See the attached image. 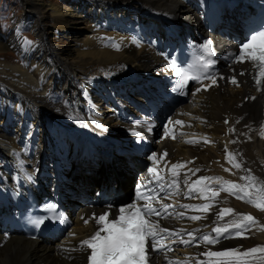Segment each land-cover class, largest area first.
<instances>
[{
  "label": "bare ground",
  "instance_id": "6f19581e",
  "mask_svg": "<svg viewBox=\"0 0 264 264\" xmlns=\"http://www.w3.org/2000/svg\"><path fill=\"white\" fill-rule=\"evenodd\" d=\"M46 1L17 0L23 17L0 40V52L12 49L21 54L23 60L27 59L25 63H31L28 68L25 64L8 68L0 63V171H4L5 163L11 160V150L20 153L23 160L32 167H40L39 162L35 164L36 157L40 148L38 161L41 160L42 152L47 154L52 150V145L48 142V137L50 141L53 139L49 132L53 128L51 119L66 110L62 101L71 103L81 117L89 116L92 118L91 122L100 124L103 131L99 134L103 135L99 140L92 136L81 137V141L63 138L66 146L65 159L69 167L59 171V175L53 172L52 177L57 179L62 174L68 181H60L67 192L64 189L58 191L67 214L73 210L67 216L70 223L66 233H62L54 241H51L53 237L48 239L43 236L31 239L16 231L8 214L0 213V216L8 218L7 223L0 220V264H84L86 250L81 244V238L94 230L91 218L99 213H105L109 217L115 214L118 199L121 194L126 196V187L136 173L137 166L141 170L137 183L145 180L144 169L148 165L145 156L124 153L120 155L122 157H114L119 155L117 150L125 151L120 143H111L112 140L119 139L117 129L129 128L133 124L121 123V126L115 113L109 108L113 97L103 92H99L100 95L97 96L99 86L93 88L94 83L87 76L103 68L121 69L124 73L117 75L116 79L127 87L126 84L133 78L125 73L126 66L132 69L135 76L144 78L143 73L151 76L156 63L163 64V61L150 45L134 46L129 40L131 36L126 35L119 40L118 47L100 44L98 36L106 28L100 25L102 30H96L97 16L110 11L122 16L127 14L128 22L159 23L150 17L153 13L148 9L151 8L164 13L175 25L180 22L185 33L201 30L198 14L182 0H64L67 4L72 3L70 5L74 8L69 5V9L73 8L72 11L78 12L74 16L69 10L72 13L71 19L64 17L61 8L65 7L58 6L56 2L47 4ZM59 3H63V0H59ZM244 6L237 1L225 15ZM145 9L148 10L147 13L139 16L138 13ZM236 15V19L231 18L232 30L239 34L238 22H241L245 14ZM27 25L33 32L31 35L34 40L31 44H23L19 36L20 31L25 33L24 27ZM68 25L84 26H80L81 29H68ZM78 28L80 33L85 31L86 34L79 39L78 36L70 35V41L74 43L70 46L64 34ZM64 45L67 46L63 47ZM20 69H26V72L32 74L24 75ZM251 74L252 65L248 63L220 62L214 78L191 87L185 100L169 108L167 126L181 132L180 135H164L165 129L160 130L153 124L151 141H141L147 143V147L151 146L150 151L160 162L158 165L179 163L183 164V170L192 172L186 179L195 197L188 203L191 209L184 214L189 227H195L199 237L187 252L204 264H264V209H258L253 202L247 201L235 191L245 187L254 201L264 203V83L257 90L251 82ZM35 79L34 85L30 86ZM77 86L83 87L90 98L94 97V104L102 112L86 113L87 109ZM118 88L123 91L118 93L119 96L126 93L133 100L140 101L139 96L130 88ZM48 95L50 98H47ZM52 99L56 102L52 103ZM126 109L125 114L129 112L128 107ZM43 110L49 114L46 115ZM146 120L150 121L151 118ZM88 127H92L89 122ZM38 134L41 135L42 145L46 141L50 146L43 149L41 145L32 154L37 143L34 138ZM187 140L192 142L186 143ZM87 141L98 144L99 148L94 146L89 152ZM77 150L89 154L86 157L89 171L101 172L109 182L114 180L115 186L123 193L114 196L109 191H100V194L89 197L83 179L73 178V174L69 173ZM92 151L93 155L90 154ZM120 158H123L121 164L124 167L114 168L112 164L116 165ZM142 160L146 163L142 164ZM45 161L44 164H47ZM214 169L222 171L223 179L219 184L192 182L193 176L210 174ZM68 190L70 194H67ZM77 200L78 205H75ZM107 200L110 201L108 205ZM154 222L160 227L172 224L169 219H155ZM165 254H152L150 260L158 264Z\"/></svg>",
  "mask_w": 264,
  "mask_h": 264
},
{
  "label": "rangeland",
  "instance_id": "374dc122",
  "mask_svg": "<svg viewBox=\"0 0 264 264\" xmlns=\"http://www.w3.org/2000/svg\"><path fill=\"white\" fill-rule=\"evenodd\" d=\"M18 2H17V0H0V40H2L3 38H5L8 35V33H10L12 28L15 27V25H17V22H19V20L21 21V19L23 17L22 16L23 12L21 11L20 6L18 5ZM53 2L54 3L56 2V4L58 6L60 5L62 7H65V9L61 8L62 12L64 13L63 15H64L65 18L67 17L68 19H71V14L72 13L70 11H72L73 8H74L73 5H70L72 3L67 4L66 1H64V0H63V3H59V0H57V1L56 0H52V2H51V0H47L46 1L47 4H50V3L54 4ZM69 5L72 6L73 8L69 9L68 8ZM66 7L68 8L67 10H66ZM113 10H111V11H113ZM72 12L74 13V16L76 14H78V12L75 11V10L72 11ZM177 25H180V22H177ZM80 26L83 28L84 25H78V26L68 25L67 28L70 29L72 27L76 28V27H80ZM81 27H80V29H81ZM24 29H25V33L24 34H22V31L19 32V36L21 38V41H22L23 44H26V43L27 44H31L33 42V40H34V37L31 35V34H33V32H32L31 29H29L28 25L25 26ZM74 30H76V29H74ZM74 30L73 31H69L68 30V32L66 34H64L65 35L64 37L68 38V39H66V42L70 46H73V44H74V43H71V41H70L71 40L69 38L70 35L71 36L74 35L75 37L78 36V39H79V37L81 38L82 36H84L86 34L85 31L84 32L81 31V33H80L79 28L76 31H74ZM59 44H61V43H59ZM66 46L67 45H64L63 47H66ZM0 53H2V55H0V63H2L4 65H7L8 68H13V66L19 67V65H21V64H25L26 68L31 66V63H28V62L25 63V61H27V59L23 60V58L21 57V54H18L16 51H13L12 49L4 50V51H2ZM9 66H11V67H9ZM32 68H35V66L32 65ZM20 70H22V69H20ZM22 72H24V75L25 74H27V75H31L32 74V72H31V74L26 72V69L22 70ZM32 78H34V77H32ZM31 82L33 84H30V86L34 85V83L36 82V79H35V81H31ZM13 134H14V132H13ZM40 136H41L40 134L37 135V143H36V146L33 148L32 154L35 153L36 149L39 150V146L42 145V143L40 142ZM19 137H20V135H18V138ZM48 142H50V145H51V141H50L49 137H48ZM115 142H117V140H112L111 143L114 144ZM50 145H48L47 142L44 141V145H42V146H43V149L44 148L47 149L48 146H50ZM87 146H88L89 152H91V148L94 147V146L99 148L98 144L94 145V143H92V142L89 143L88 141H87ZM150 148H151V146H148L147 150L150 151L151 150ZM40 151H41V148L39 150L38 157L40 156ZM90 154L93 155V151ZM106 154L108 155V153H106ZM88 155L89 154H85L83 151H78L77 150L76 153L73 155V159H72V162H71V169H70V172H69V173L73 174V176H72L73 178H81V179H83V184H84V187L86 188V194L89 197H92V195L100 194V191H109V190H111V188L113 189L112 191L116 192V194H118V195L123 193L122 190H120L119 188H117L115 186L114 180L111 179L110 182H109L106 179V177L101 174V172H91V171H89L87 169V164L88 163L86 161V157ZM101 156L104 157L105 154H101ZM38 157H36L35 164H38V162L40 163V161H38L39 160ZM114 157L116 158V157H122V156L117 155V156H114ZM122 161H123V158H120V160H118L116 165L112 164V166L114 168L115 167H122L123 166L121 164ZM139 162H140V160H139ZM145 163H146L145 161L142 162V164H145ZM113 167L111 169H114ZM89 168H91V167L89 166ZM135 171L137 173L136 175H138V177L140 178L141 170H135ZM138 177H137V179H138ZM90 178H92V181H89ZM65 182H68V181L65 180ZM116 182H119V180H117ZM72 186L74 187V183H72ZM132 186H133V178H132L130 184L127 187L125 186L126 190H125L124 195H126L127 198H128V196H129V194L131 192ZM58 188H59L58 190H62L63 191L64 186L63 187L58 186ZM112 195H113V193H112ZM75 199H76V197H75ZM68 201L69 202H73V200H70V199H68ZM124 201L125 200H122V202H124ZM75 205H78V200H77Z\"/></svg>",
  "mask_w": 264,
  "mask_h": 264
}]
</instances>
